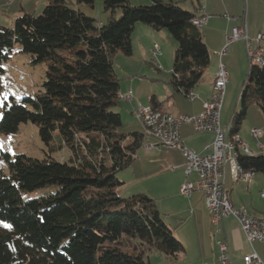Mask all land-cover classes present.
Here are the masks:
<instances>
[{
  "label": "trees",
  "instance_id": "1",
  "mask_svg": "<svg viewBox=\"0 0 264 264\" xmlns=\"http://www.w3.org/2000/svg\"><path fill=\"white\" fill-rule=\"evenodd\" d=\"M102 1L109 16L97 25L96 18L68 0H50L40 14L23 12L14 26H0V73L17 45L34 62H48L35 97L5 102L0 133L16 132L31 121L46 142L58 131L72 152L69 161H58L50 155L12 157L0 148L5 162H0V264H153L147 251L176 257L185 250L153 196L141 192L124 199L117 191L123 184L117 173L135 161L147 135L121 130V113L114 110L122 101L114 57L132 56L137 23L167 29L178 43L170 84L188 95L211 62L202 28L192 23L205 15L199 14L200 0L193 10L174 0L149 5ZM240 99L230 134L239 133L250 104L256 103L264 115V65L250 63ZM165 101L151 95L149 105L160 110ZM239 161L245 169L264 174V154H240ZM47 185L57 189L24 198V193Z\"/></svg>",
  "mask_w": 264,
  "mask_h": 264
},
{
  "label": "rangeland",
  "instance_id": "2",
  "mask_svg": "<svg viewBox=\"0 0 264 264\" xmlns=\"http://www.w3.org/2000/svg\"><path fill=\"white\" fill-rule=\"evenodd\" d=\"M49 1L50 0H0V25H5L8 27L14 26L16 16H18L22 12H29L38 15L43 11V8L48 4ZM129 1L132 5L152 4V0ZM174 1H178L179 4L182 5V7L188 10H193L194 4L198 3L197 0ZM68 2L72 7L80 9L87 15L96 18V25L98 23L97 21H106L109 16V13L104 9L102 0H95L94 4L91 6L90 4L78 3L76 0H68ZM200 3L201 6L204 7V9L207 7L206 17L208 19L212 17L211 21H206L205 25L202 27L204 40L207 39L208 42H216L217 35L221 33V30L224 31L228 27L229 22L225 17V14L228 13L229 15L243 16V10H245L247 0H200ZM251 3L252 6H254V8L257 10L256 13H264V0H251ZM238 10H240V12ZM117 11V17L121 16V9H118ZM138 25H140L139 27H142L141 25H143V27H147L144 26L145 24L138 23ZM139 27H137V30H135L134 35V54L132 55V57L126 56L121 53L117 54L114 57L115 71L119 78L122 91L128 90L131 86L134 89L135 97H137L136 102L139 99H143V105H146V107L150 104L148 96L145 95L148 88L152 90L156 89L159 92L157 93V96H160L161 100L168 98V96L170 95L169 99H167V101L165 102L166 107L163 108L166 109L169 106L174 105L172 95L173 93L177 94L170 84V79L172 76L174 52L178 46V43L167 29L159 30L164 34H158L159 31H156V36L150 39V43L148 42L150 45H152V47L154 43H158L162 49L158 54L159 56L157 58V61L155 62L153 61V58L151 56L153 48H151L149 54H146L139 44L141 43V38H139V36L140 34L144 33V28L140 29ZM143 40L147 43V39L144 38ZM18 49H20L19 45L16 46V51L12 55V57L2 63L3 72L0 73V118L2 116L6 101H10L11 97H14L16 100H20L25 96L35 97L37 92L39 90H42L43 83L46 79L45 74L48 62H34L31 54L21 52ZM209 50V55H211V62L210 66L206 69L203 78L207 76L209 77V73H211L212 77L213 72L215 71V67H217L218 69V65L216 62L217 56L214 55L215 53H213V49L211 47L209 48ZM244 51L246 55H248L245 48ZM225 60L227 64H229L227 65V68L229 69L230 76L232 75L233 78L228 83V85L231 86L233 94L236 93V97L238 98L237 107L235 108V110V103H232V105H230L231 114L232 110H234L233 112L240 111L242 107L240 91L243 87L245 79H247V76L245 73V75H243L242 77L241 83H239L238 79L241 75L239 69L237 70L235 68V73L233 76L231 66L234 64L233 62L229 63L227 61V58H225ZM158 65L159 67H161L160 71L158 70ZM236 65L237 67H239L240 63L236 61L235 66ZM149 71L151 73H149ZM154 74L159 75V81H151L147 78L149 77L151 79V76H153ZM132 75L135 76V78H133V82H131ZM143 81L146 82L145 86L142 84L144 83ZM146 85H148L149 87ZM227 92L228 91H226V93ZM226 101L227 94L225 95V104ZM137 103H135L134 105L128 100H122L121 104L114 108V110L120 112L122 115L124 126L121 128V130H123L124 132L129 133L134 130L136 131L137 129L144 131L143 124L140 123V119L137 118V116L134 114V109L136 108ZM192 104L193 103L189 101L186 96L180 94L179 105L183 109H190L192 107ZM227 124L228 131H230V128L232 126L231 119ZM254 126L262 130V133L258 138H253L251 136V130L252 128H254ZM18 128L19 129L13 133H0V148L4 152H8L9 154H11L12 157L17 154H26L33 158H44L50 155L58 161H69V159L72 157L70 148L66 144H64L62 139H60L61 137L58 131H55L53 133V138L51 141L46 142L42 139L39 133V126L37 124L31 121L23 122ZM240 132L249 144L250 148L255 151L256 155L264 154L260 151L258 144H256H264V115L256 103L250 104L247 116L242 123ZM152 141L153 144H156V146H154L153 148L155 150L151 152L152 154L157 153L158 148L165 149V146H163L162 144H157L154 139ZM137 151L140 156L139 161H137L135 165H133L135 163L133 161V164L124 168L123 170H120L117 173L119 179L124 182L120 185V196L124 197L125 199L137 193L144 192V190H147L148 192L154 194L157 198H155L157 206L159 210L164 214V220L166 218L167 221H173V224L176 229H178V234L183 240V244L185 246V250L179 253L176 257L165 256L156 250H153V252L147 251L145 256L153 264H190V260L195 259L188 258L187 260L186 258L188 255L186 256V252L187 254H190L193 250L194 243L196 241L194 235L195 222L197 221V219H193L192 221H190L189 217L194 212V210H196L198 213L195 214V216L198 215L199 220L202 221L204 212L201 209H203V205H205L206 200H203L201 194H194L192 199L189 200L187 196H184V194L181 193L180 187L182 183L187 180V172L184 164L182 167L180 166L168 172V168L165 162L160 163L159 173H163V175H160L157 170H150L148 172H145L146 168H143V164L144 155L147 152L144 146L138 148ZM0 162L2 163V165H5L4 160L0 159ZM154 166H156V164ZM256 174L264 175L260 173ZM243 184L246 185V182H243ZM56 189V185H47L43 188H38L34 191L24 193L23 196L25 199L35 198L44 194L45 192L55 191ZM262 192H264V187L258 188L256 185V190L254 189V193L252 196V198H254V201H252L251 197L247 198L250 199V201L254 202V207L256 208H259L256 205L264 206V198L261 196ZM205 211H207V213L209 212V210L207 209ZM213 235L214 227H211L209 239H204L205 247L208 251L212 247L211 244H216ZM135 239V243L139 244L140 247H143L141 240L138 238ZM218 249H220V247H218ZM202 264H207V262ZM220 264L222 263L220 262Z\"/></svg>",
  "mask_w": 264,
  "mask_h": 264
},
{
  "label": "built area",
  "instance_id": "3",
  "mask_svg": "<svg viewBox=\"0 0 264 264\" xmlns=\"http://www.w3.org/2000/svg\"><path fill=\"white\" fill-rule=\"evenodd\" d=\"M225 17L228 21H237L240 24L232 27L223 49L215 52V55L219 57L218 69L215 73V80H213V91L210 97L204 101L203 109L198 114H175L138 103L134 109V114L140 119V123L145 128V134L147 135L143 145L145 148L153 149L156 145L153 144L152 140L154 139L157 144L171 148L175 147V149L182 151L187 180L182 183L180 191L187 197H191L195 191L204 194L216 238L222 230L221 225L224 218L233 216L239 221L244 235L251 244L255 241L264 243V217L249 213L245 208L236 207L225 187L227 169H229L228 171L234 179L240 182L251 181L254 173L245 169L239 158L240 154L255 155V151L241 138L239 133L230 134L221 124V112L229 81V72L223 58L233 42L244 40L250 61L261 66L264 65V34H259L255 39H252L248 34L245 17L229 14H225ZM206 21L207 17L205 16L192 19V23L200 28L205 25ZM160 50L159 44L154 43L153 56H158ZM196 95L194 91L188 94L191 99H194ZM119 97L121 100L131 101L133 90L130 88L126 93H120ZM186 122L191 123L194 130L199 133L202 131L215 133L214 141L206 146V149L209 150L207 154H198L182 141L180 129L182 124ZM261 133L262 130L256 127L251 130L253 138H258ZM256 144H258L260 151L264 153V144ZM194 174H196V177H194ZM261 196L264 198V192L261 193ZM217 243L221 252L219 262L231 264L227 243L221 239H217ZM244 261L247 264H264L256 251L246 255Z\"/></svg>",
  "mask_w": 264,
  "mask_h": 264
},
{
  "label": "crops",
  "instance_id": "4",
  "mask_svg": "<svg viewBox=\"0 0 264 264\" xmlns=\"http://www.w3.org/2000/svg\"><path fill=\"white\" fill-rule=\"evenodd\" d=\"M194 8H195V4H194ZM206 8L199 10V14H204L206 17V15H207L206 14ZM238 11L240 12V10H238ZM256 11L257 10L254 8V6H252L251 0H247V5L245 7V10H243V13H244L243 17L246 18L247 27H248V34H249L250 38H252V39H255L259 34H262V33L264 34V13H262V12L256 13ZM22 13H20V14H22ZM211 19H212V17L209 19L207 18V21L208 20L211 21ZM228 22L229 23H228V27L226 28V30H224V31L221 30V33L217 35L216 42H208L207 39L205 40L208 48L211 47L213 49V53H215V51H220L221 49H223V47L226 44L227 37L231 33L232 27L237 25V24H240V22H237V21L236 22L235 21H228ZM140 24H143V23H140ZM0 26H5V25H0ZM139 26L140 25H138V23H137L135 25V30H137V27H139ZM141 26L142 27H139V28L140 29L144 28L143 29L144 33L140 34V36H139V38H141V43H139V44L141 45V48L144 50V52L146 54H149L151 48H153L152 45L149 44L150 39L152 37L156 36L157 33H155L156 30L151 29L147 25H144L147 27H143V25H141ZM135 30H134L133 35H132L133 47H134ZM160 33L164 34V33H162V31H159L158 34H160ZM142 38L147 39V43ZM244 48L247 51L245 41L244 40H237L230 45L228 53L223 58V61H225V62H226L225 58H227V61L229 63L233 62L234 65L231 64L232 65L231 71H233V76L235 73L234 72L235 68L237 70L239 69V71L241 73V75L239 76V79H238L239 83H241L242 77H243V75H245V73L247 76L249 66L251 63L249 55H246ZM151 56L153 58V61L156 62L159 55L154 57L152 52H151ZM236 61H238L240 63V66H239L240 68L237 67V65L235 66ZM216 62L218 65V63H219V57L218 56H217ZM225 64H226V66L229 65V64H227V62ZM158 67H159V65H158ZM216 69H217V67H215V71L213 72L212 77H211V73H209V77L207 76L205 78H202V80L199 82V84L197 85V87L194 90V93L197 94L194 99L189 98L188 95H185L182 92H176L177 94L173 93V95H172L173 96V103H174L175 107H174V105H172L166 109H163L164 107H166L165 103H164L161 110L170 111V112H173L175 114H179V113L198 114L203 109L204 101L210 97V95L213 91V84H214L213 80H215ZM158 70L160 71L161 68L159 67ZM228 71H229V69H228ZM149 73H151V72L149 71ZM128 75H131V74H128ZM145 75H146V73H145ZM158 77H159V75L154 74L153 76H151V79L149 77H147V78L151 81H157V80L159 81ZM133 78H135V76L132 75L131 82H133ZM232 79H233L232 75L230 76V72H229L228 83ZM143 82L144 83H142V84L145 86L146 82L145 81H143ZM228 83H227V87H226V91H228L226 93L227 94V101H226V104L225 103L223 104V108H222V112H221V124H222L223 128L227 129V131H228V124L227 123L230 121L232 114L234 113L233 111L237 107V99H238L236 97V93L233 94L232 88H231V86L228 85ZM146 86H148V85H146ZM130 88L133 90V98L129 102L134 104V105L137 102L143 104V102H142L143 99L142 100L139 99L136 102L137 97H135L134 89L131 86L129 87V89ZM128 90L122 91L121 84H120V93H126ZM229 91H230V93H229ZM157 93H159V92L156 89L152 90V89L148 88L146 90L145 95H147L148 99H149L151 95H157ZM228 93H229V96H228ZM180 94H182L183 96H186V98L193 103L192 107L190 109H183L179 105ZM158 97H160V96H158ZM169 97H170V95L165 100L167 101V99H169ZM138 103H137V105H138ZM232 103H235V106H234V110H232L233 113L231 112V114H230V110H231L230 105H232ZM254 127H256V126H254ZM134 131H132V132H134ZM136 131L145 132V128H144V131H141L138 129ZM180 133H181V139L185 143V145H187L189 148L195 150L200 155H204V154H207L209 152V150L206 149V146L210 145L214 141V138H215L214 132L202 131L199 133V132L194 130V127L191 123H187V122L182 124L181 129H180ZM239 135L241 136V138L243 140H245L240 131H239ZM163 146H165V145H163ZM145 150L147 152L144 155V164H143V168H146L145 172H148L150 170H157L159 173V165L162 162L163 163L165 162V164L167 165L168 172L172 171V169H176L180 166L182 167L184 164V158H183L182 151L180 149H175V147L171 148V147L165 146V149L158 148L157 153H154V154H152L151 152L154 151L155 149L145 148ZM139 158H140V156H139L138 151H137L136 159L134 161L135 163L133 162L134 164L133 163L132 164L135 165L137 163V161H139ZM157 163H158V166H157ZM155 164H156V166H154ZM228 170L229 169L226 170L225 187L229 192V195H230L229 197H230L232 203L238 208H241V209L245 208L249 213L255 214L259 217H264V206H259V205L255 204L257 207H259V208H256V207H254V202H252V201H254L253 200L254 198H252V196L254 193V189L256 190V185L258 188L264 187V183H263L264 175H257L256 173H254L251 181L246 182V185H244L243 181L240 182V181L234 179L233 176L231 175L230 171H228ZM160 175H163V173ZM178 186H180V185H178ZM117 191L119 194H121L120 186H119ZM144 192H146V193L150 194L151 196H153L154 198H156V196L154 194H152L151 192H148L147 190H144ZM196 192H198V193H196ZM194 194H199V195L201 194L203 200H205L204 194L200 191H195L191 197H187V198H189V200H191ZM249 197H251L252 201H250V199H247ZM206 209L208 210L207 205L205 203V205H203V209H201L204 212L203 213L204 216H202V221L199 220L198 215L195 216V214L198 213L196 210H194V212L189 217L190 221H192L193 219H197V221L195 222V235H194L196 241L194 243V247H193L192 252L190 254L189 253L187 254V252H186V256L188 255L186 258L187 260H188V258L195 259V260L191 259L190 264H192V263L202 264L205 262H207V264H220L219 257H220L221 252H220V249H218L219 245L217 243V239L224 240L227 243L231 264H247L244 261V257L246 255L252 253L253 251H256L258 253V255L260 256V258L264 261V243L260 242V241H255V242H253V244H251L247 240L246 236L244 235V232L242 230V227H241L239 221L233 216H229V217L224 218L222 225H221L222 230H221L220 234L218 235L217 238L213 235V237L216 241V244L215 245L211 244L212 247L208 251L205 247L204 239H206V238L209 239L210 228L213 226H212V223L210 220V214H209V212L207 213V211H205ZM165 215H167V214H165ZM194 216H195V218H194ZM165 222L170 227L173 234L177 238H179V240H181L183 242V240L180 238V236L178 234V229H176V227L173 224V221L172 222L167 221L165 218Z\"/></svg>",
  "mask_w": 264,
  "mask_h": 264
},
{
  "label": "snow or ice",
  "instance_id": "5",
  "mask_svg": "<svg viewBox=\"0 0 264 264\" xmlns=\"http://www.w3.org/2000/svg\"><path fill=\"white\" fill-rule=\"evenodd\" d=\"M5 227H11V225H5Z\"/></svg>",
  "mask_w": 264,
  "mask_h": 264
},
{
  "label": "bare ground",
  "instance_id": "6",
  "mask_svg": "<svg viewBox=\"0 0 264 264\" xmlns=\"http://www.w3.org/2000/svg\"><path fill=\"white\" fill-rule=\"evenodd\" d=\"M229 72V71H228ZM130 101V100H129ZM161 110V109H160ZM156 146V145H155ZM194 177H196V175L194 174Z\"/></svg>",
  "mask_w": 264,
  "mask_h": 264
}]
</instances>
